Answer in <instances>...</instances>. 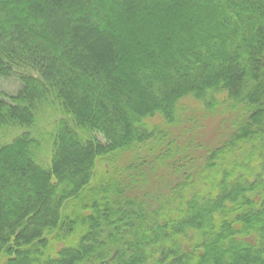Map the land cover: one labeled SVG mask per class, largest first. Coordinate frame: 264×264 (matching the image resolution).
<instances>
[{"label":"trees","instance_id":"obj_1","mask_svg":"<svg viewBox=\"0 0 264 264\" xmlns=\"http://www.w3.org/2000/svg\"><path fill=\"white\" fill-rule=\"evenodd\" d=\"M0 77V264H264V0H0Z\"/></svg>","mask_w":264,"mask_h":264},{"label":"rangeland","instance_id":"obj_2","mask_svg":"<svg viewBox=\"0 0 264 264\" xmlns=\"http://www.w3.org/2000/svg\"><path fill=\"white\" fill-rule=\"evenodd\" d=\"M19 86L20 84L18 80L15 78H1L0 77V97L5 93L12 94V93L17 92V90L19 89ZM182 102H183V106L181 107V112H180L181 116L185 117L186 115H188V113H194V112H198V114L201 113V110H202L201 103L196 101L192 97H188L184 99ZM223 115L225 116V114ZM229 115L233 116L232 114H229ZM204 127H205L204 135L207 140L208 139L210 140L209 142L211 144L217 143L218 139L220 138L217 136H220V135L223 136L228 131L227 127H224V128L220 127L219 130H217L218 119H213L212 117L209 118L208 121L206 120ZM12 132L15 134L18 132V129H12Z\"/></svg>","mask_w":264,"mask_h":264}]
</instances>
